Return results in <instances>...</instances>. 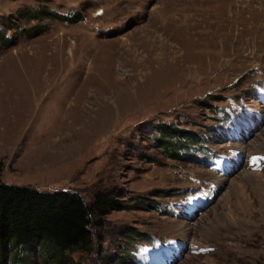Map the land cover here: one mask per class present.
Wrapping results in <instances>:
<instances>
[{
    "label": "rangeland",
    "instance_id": "374dc122",
    "mask_svg": "<svg viewBox=\"0 0 264 264\" xmlns=\"http://www.w3.org/2000/svg\"><path fill=\"white\" fill-rule=\"evenodd\" d=\"M263 84L264 0H0V179L124 201L72 254L83 264H131L133 247L154 264L170 237L195 245L175 264H264V126L243 143L213 134ZM158 125L251 164L218 178L172 159ZM202 180L219 191L187 220L175 202Z\"/></svg>",
    "mask_w": 264,
    "mask_h": 264
},
{
    "label": "trees",
    "instance_id": "16d2710c",
    "mask_svg": "<svg viewBox=\"0 0 264 264\" xmlns=\"http://www.w3.org/2000/svg\"><path fill=\"white\" fill-rule=\"evenodd\" d=\"M157 129L156 140L167 156L172 159L188 156L198 162L197 154L204 151L206 141L202 135L190 132L180 135L172 131L174 127L168 130L161 125ZM2 170L0 161V176ZM146 202L156 209L161 206L160 201ZM126 208L123 200L99 190L88 204L75 191H46L6 184L0 179V264H83L72 254L89 253L94 240L100 241L92 227L101 228L108 213ZM138 234L132 229L126 236L137 238ZM142 237L150 239L149 234ZM124 256L122 259L133 264V254Z\"/></svg>",
    "mask_w": 264,
    "mask_h": 264
}]
</instances>
